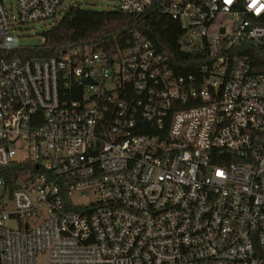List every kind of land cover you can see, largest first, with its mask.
Instances as JSON below:
<instances>
[{
    "label": "built area",
    "instance_id": "2783aa9c",
    "mask_svg": "<svg viewBox=\"0 0 264 264\" xmlns=\"http://www.w3.org/2000/svg\"><path fill=\"white\" fill-rule=\"evenodd\" d=\"M67 1L0 0V168L35 165L0 178V264H264V74L237 53H264V0H101L177 22L188 76L139 34L18 54Z\"/></svg>",
    "mask_w": 264,
    "mask_h": 264
},
{
    "label": "trees",
    "instance_id": "16d2710c",
    "mask_svg": "<svg viewBox=\"0 0 264 264\" xmlns=\"http://www.w3.org/2000/svg\"><path fill=\"white\" fill-rule=\"evenodd\" d=\"M264 25V16L260 19ZM135 34L150 40L164 56L177 76L196 74L205 63L204 54L185 53L180 41L183 31L179 24L162 12L148 11L128 14L121 11H91L73 8L52 29L43 33L41 45L28 46L18 52L26 58H48L67 50L113 52L125 48ZM238 54L249 56L256 74H264V53L252 43H244ZM32 163L14 164L0 168V178L13 184L24 175Z\"/></svg>",
    "mask_w": 264,
    "mask_h": 264
},
{
    "label": "rangeland",
    "instance_id": "374dc122",
    "mask_svg": "<svg viewBox=\"0 0 264 264\" xmlns=\"http://www.w3.org/2000/svg\"><path fill=\"white\" fill-rule=\"evenodd\" d=\"M77 1H81V9L91 10V11H102L103 7L111 6V3L108 1L101 0H68V4L77 3ZM57 22L49 21L45 23H36L26 28H23L18 32V36L20 37V43L23 46H36L41 45L44 41L43 33L52 29ZM75 200L84 201L79 198L78 195L75 196ZM7 226L15 228L17 226V222L10 220L7 222Z\"/></svg>",
    "mask_w": 264,
    "mask_h": 264
},
{
    "label": "water",
    "instance_id": "95a60500",
    "mask_svg": "<svg viewBox=\"0 0 264 264\" xmlns=\"http://www.w3.org/2000/svg\"><path fill=\"white\" fill-rule=\"evenodd\" d=\"M72 9H73V7H70L69 11L72 10ZM103 11H109V9H104Z\"/></svg>",
    "mask_w": 264,
    "mask_h": 264
},
{
    "label": "snow or ice",
    "instance_id": "6c2138e0",
    "mask_svg": "<svg viewBox=\"0 0 264 264\" xmlns=\"http://www.w3.org/2000/svg\"><path fill=\"white\" fill-rule=\"evenodd\" d=\"M228 2L230 3V2H231V0H228Z\"/></svg>",
    "mask_w": 264,
    "mask_h": 264
}]
</instances>
